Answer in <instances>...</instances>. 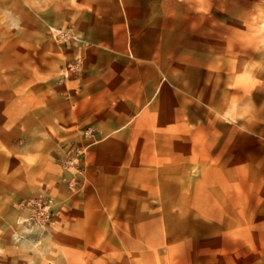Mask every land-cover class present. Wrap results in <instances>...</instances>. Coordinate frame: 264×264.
Segmentation results:
<instances>
[{
  "label": "crops",
  "instance_id": "1",
  "mask_svg": "<svg viewBox=\"0 0 264 264\" xmlns=\"http://www.w3.org/2000/svg\"><path fill=\"white\" fill-rule=\"evenodd\" d=\"M231 61L208 0L0 7V264H264V147ZM48 195L34 249L19 206Z\"/></svg>",
  "mask_w": 264,
  "mask_h": 264
},
{
  "label": "rangeland",
  "instance_id": "2",
  "mask_svg": "<svg viewBox=\"0 0 264 264\" xmlns=\"http://www.w3.org/2000/svg\"><path fill=\"white\" fill-rule=\"evenodd\" d=\"M8 5L9 0H0V7L7 8ZM208 6L210 52H223L226 69L233 68L231 59L235 57L234 66H239L241 71L242 133L255 134L257 143L264 147V0H208ZM56 32L51 30V37L57 42ZM39 199L53 201L51 221L43 224L36 222L32 219L31 210L26 208L29 211L27 221L21 220L16 224L19 232L26 229L30 231L29 237L33 238L27 240L34 241V249L42 246L44 236L54 225L56 197L36 196L19 206L25 209V205ZM11 226L13 223L8 218L0 220V236ZM24 240V237H17L11 239L10 243L19 245ZM2 246L4 243H0V251Z\"/></svg>",
  "mask_w": 264,
  "mask_h": 264
},
{
  "label": "built area",
  "instance_id": "3",
  "mask_svg": "<svg viewBox=\"0 0 264 264\" xmlns=\"http://www.w3.org/2000/svg\"><path fill=\"white\" fill-rule=\"evenodd\" d=\"M56 40L60 41L65 37L62 32H56ZM83 151L75 150L71 152L70 157L63 162L62 167L64 170H79L81 166ZM25 208L31 210L33 218L38 223H49L53 215V201H43L35 200L24 206Z\"/></svg>",
  "mask_w": 264,
  "mask_h": 264
}]
</instances>
